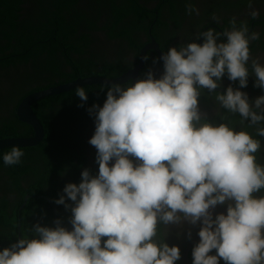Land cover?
I'll use <instances>...</instances> for the list:
<instances>
[{"label": "clouds", "instance_id": "clouds-1", "mask_svg": "<svg viewBox=\"0 0 264 264\" xmlns=\"http://www.w3.org/2000/svg\"><path fill=\"white\" fill-rule=\"evenodd\" d=\"M253 4L255 20L261 13ZM187 11L199 14L191 5ZM260 39L234 17L229 28H208L164 52L159 78L149 71L105 83L103 104L87 108L98 172L85 168L81 182L68 183L55 200L70 210L71 228L62 219L55 227L35 224L0 250V264H176L181 249L157 239L158 224L182 221L200 225L193 264H264V95L252 101L241 90L250 75L264 90V56L251 48ZM225 75L239 85L215 93L227 114L219 124L202 122L201 90L215 92ZM75 95L84 107L88 91L78 86ZM24 155L13 146L3 164L19 165ZM225 204L226 212L214 214Z\"/></svg>", "mask_w": 264, "mask_h": 264}, {"label": "flooded vegetation", "instance_id": "flooded-vegetation-1", "mask_svg": "<svg viewBox=\"0 0 264 264\" xmlns=\"http://www.w3.org/2000/svg\"><path fill=\"white\" fill-rule=\"evenodd\" d=\"M189 5L199 9V14H189ZM253 7L261 13L255 20L249 14V0H0V135L34 134L33 126L18 114L21 101L29 93L87 76L116 78L136 67V75L121 84L149 71L159 78L163 61H156L164 52L195 41V35L208 28L223 31L234 17L237 23L246 21L250 30L261 33V39L253 41L251 48L254 55L264 56V0H254ZM135 8L138 13L132 11ZM50 38L61 44L46 48ZM198 42L203 43V38ZM255 80L250 75L248 86L241 89L252 101L264 95V90L254 86ZM104 85L83 86L89 96L84 107L79 106L76 88L40 99L35 107L42 116L37 115L44 127V139L47 137L40 149L34 147L44 139L27 147L34 149L22 150L25 155L21 164L4 165L2 156L6 152L0 149V250L31 235L29 230L37 223L55 227V221L62 219L64 226L71 228L70 210L55 200L64 194L68 183L81 182L85 168L98 172L96 149L88 143L95 123L87 108L103 104ZM229 85L239 86L238 81L232 82L225 75L215 92L201 90L202 122H223L221 117L227 110L220 107L215 93L226 91ZM233 119L238 129L242 127L239 115ZM259 155L264 163V151ZM226 210L227 204L213 211L218 214ZM199 230V224L193 226L187 221L159 223L157 239L180 247L181 259L176 264H193Z\"/></svg>", "mask_w": 264, "mask_h": 264}, {"label": "water", "instance_id": "water-1", "mask_svg": "<svg viewBox=\"0 0 264 264\" xmlns=\"http://www.w3.org/2000/svg\"><path fill=\"white\" fill-rule=\"evenodd\" d=\"M156 47V45H155ZM139 67L130 70L119 77H105V76H87L72 80L70 82L59 84L47 88H42L29 93L20 103L18 107V114L21 120L28 122L34 128V134L31 136H10L0 138V149L6 147H30L39 144L45 135L44 127L35 113L32 105L36 101L61 92L69 91L78 86H86L92 84H105V83H121L126 81L131 76L136 75Z\"/></svg>", "mask_w": 264, "mask_h": 264}, {"label": "trees", "instance_id": "trees-1", "mask_svg": "<svg viewBox=\"0 0 264 264\" xmlns=\"http://www.w3.org/2000/svg\"><path fill=\"white\" fill-rule=\"evenodd\" d=\"M138 8H135V9H133L132 11L133 12H137L138 13ZM136 14V13H135ZM117 16V18L118 19H120V18H122V16L123 15H121V14H117L116 15ZM126 16V15H125ZM51 30V29H50ZM48 37H46V39H47ZM64 43V42H63ZM50 44H52V45H56V44H61V43H59L57 40H55V39H51L50 38V40L49 41H46V44H45V47L47 48L48 47V45H50ZM66 45V44H65ZM26 47V43L25 44H23V48H25ZM34 52H30L29 54L30 55H35V54H33ZM41 88H45V87H41ZM41 88H39V89H41ZM92 88H94L93 86L90 88V90L92 91ZM41 102V100H38V101H36V103L34 104V110H35V112L37 113V115L42 119V116H41V113L38 111V109H36V105H38L39 103ZM10 136H23V135H21V134H19V133H17V132H13V134H8V133H5V132H1V135H0V138H2V137H10ZM46 137H47V135L45 136V139H44V141H42L37 147H34V148H37V149H40V146L42 145V144H44V142H45V140H46ZM49 137V136H48ZM49 139V138H48ZM11 148L12 147H6V148H2V150L4 149V152H8V151H10L11 150ZM22 150H27V149H34V148H27V147H20ZM42 149V148H41ZM7 216V215H6Z\"/></svg>", "mask_w": 264, "mask_h": 264}]
</instances>
